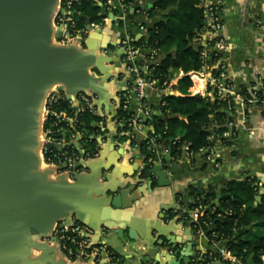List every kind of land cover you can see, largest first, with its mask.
I'll list each match as a JSON object with an SVG mask.
<instances>
[{
  "label": "crops",
  "instance_id": "crops-1",
  "mask_svg": "<svg viewBox=\"0 0 264 264\" xmlns=\"http://www.w3.org/2000/svg\"><path fill=\"white\" fill-rule=\"evenodd\" d=\"M106 1L114 9L113 13L105 12L108 20L85 39L76 41L74 47L79 52L92 53L94 58L86 73L97 79L94 98L97 102L103 101L101 112L105 121L99 125L100 133L96 138L105 137L115 129L122 138L116 139V146L110 138H104L103 145L100 148L98 145L99 158L85 160L75 174L63 182L48 170L50 165L44 160L43 120L38 133L40 147L36 150L39 158L36 164L19 179L0 177V264H62V256L40 248V239L56 218L67 213L75 214L96 228L113 226L101 236L93 234L120 256L122 264H155L158 259L159 264H165L160 248L166 241L172 242L173 251L178 252L174 257L180 259L178 264H185L184 260L193 254L194 248L202 246L201 236L194 234L183 216L189 212L184 205L193 202L196 194L203 196L213 189L218 193L213 204H217L220 190L229 181L250 180L256 190L255 204L264 201V0L221 1L222 35L229 47L223 57L234 89L248 88L249 98L224 103L221 112L226 136H221L225 141L220 139L213 144L218 155L215 159L207 158L201 151L196 155L182 151L175 157L169 145L157 143L155 139L152 165H159L160 171L168 174L162 184L155 173L149 172L148 151L142 148L152 136L154 126L147 123L138 131L139 135H129L110 117L117 112L121 95L129 94L135 82L126 67L121 39L126 36L134 37L136 42L144 39L146 30L162 19L163 12L151 10V0H125L128 5H123L122 0ZM60 6L61 0H58L53 24ZM140 25L144 30H140ZM206 36L202 31L193 45L202 47ZM98 57L120 61V66L102 61L101 70L109 73L105 81L101 80L104 74L96 66ZM145 57V53L138 56L134 63L148 64ZM183 73L174 72L172 86L178 85ZM60 87L62 84H56L52 89ZM209 88L205 81H200L192 89L190 86V93L212 101L213 92ZM257 91L262 95L257 96ZM60 92H64V88ZM168 93L175 92L171 88ZM161 96L154 88L146 90L144 103L152 112L149 121L154 115H160ZM141 104L142 101L131 95L130 111L136 112ZM218 127L211 119L208 128ZM116 196L120 199L119 208L104 204ZM178 198L183 200V215L176 204ZM105 210L108 217L102 220ZM209 243L212 251L207 254V264H231L230 255L219 254L226 248V241ZM251 255L253 253L239 264H247L249 260L254 264Z\"/></svg>",
  "mask_w": 264,
  "mask_h": 264
},
{
  "label": "trees",
  "instance_id": "trees-1",
  "mask_svg": "<svg viewBox=\"0 0 264 264\" xmlns=\"http://www.w3.org/2000/svg\"><path fill=\"white\" fill-rule=\"evenodd\" d=\"M153 8L163 12L162 19L146 30L145 39L134 42L147 48H156L155 62L149 71L142 72L158 82L169 81L174 77V72L187 73L198 70L203 64L201 56L202 47H195L193 40L200 37L205 24L202 0H151ZM101 3V4H100ZM108 3L106 0H74L70 6L78 28H82L87 18L90 22L100 23L105 18ZM114 11V9H112ZM164 55V56H163ZM191 81L188 77H182L178 85L172 86L174 94L166 93L161 96L159 114L154 115L150 123L154 126L157 143L170 146L172 156L178 157L183 150V145H188L191 153L196 155L202 149L213 145L216 140L225 141L222 134L226 127L222 126L224 114L221 112L224 101L216 98L210 101L207 97L191 95ZM211 90V88H209ZM178 92V94H176ZM241 92L249 98V91L243 86ZM257 96L262 92L257 91ZM58 104L53 107L56 111H65L68 116H74V110L68 102L60 98ZM133 111L123 110L121 107L116 112L115 119L128 120ZM55 119L56 117H52ZM211 119L215 120L218 128L210 130ZM105 122L98 115L89 110L77 114V122L73 127L66 124L68 132L65 139L69 140L71 134L80 133L82 149L89 155L98 151L96 136L100 133L99 123ZM48 120L44 125L46 131L49 127ZM120 130H130L127 124L119 126ZM213 136V140L208 139ZM178 138V140H176ZM72 149L78 154L75 147ZM143 150H147L146 144H142ZM70 150V148H66ZM215 190L211 189L203 196L196 194L195 199L189 204V211L197 204L207 205L205 215L194 223L188 219L189 213H185V219L191 224L195 232L199 228L203 232L208 231V236L213 231L215 240L227 242L226 249L242 262L253 253V263L262 264L264 256V201L255 204L256 190L250 180L229 181L220 190V199L213 204L217 197ZM220 215V216H219ZM252 222V223H251ZM111 256L119 260L120 256L107 247ZM229 264V263H228Z\"/></svg>",
  "mask_w": 264,
  "mask_h": 264
},
{
  "label": "water",
  "instance_id": "water-1",
  "mask_svg": "<svg viewBox=\"0 0 264 264\" xmlns=\"http://www.w3.org/2000/svg\"><path fill=\"white\" fill-rule=\"evenodd\" d=\"M57 2L58 0H0V177L6 176L13 180L17 177L19 179L38 161L36 153L40 147L38 133L42 126L45 104L50 93L60 92L64 88L63 93L66 98L73 101L78 93L92 96L95 107L103 117L101 112L102 106H104L103 101L98 100L97 102L94 98V95L97 96L96 87H94V82L97 79L86 73V68L94 62L93 54L77 51L74 47L75 42L71 44L57 42L61 38V31L56 29L55 22L52 23ZM52 42H55L56 45H53ZM102 61L120 66V61L98 57L96 66L100 70ZM101 71L104 74L101 80H107L109 78L108 71ZM56 84H62V87L56 90L52 89ZM115 116L116 113L113 112L110 118L116 121ZM104 129L101 130L104 131ZM116 130L105 137L96 138L99 148L103 145L104 138H110L113 146L117 145L116 139L122 138V136L116 134ZM134 133L139 135L138 131ZM72 145L80 156V160L74 166V171L85 160L94 161L100 156L98 150L95 157L85 158L84 151L79 148L78 142L74 141ZM51 149L61 150L62 147L49 144L47 150ZM147 167L151 174L155 173L159 177L160 184L164 183L162 180L168 174L164 171L161 172L159 165L153 164L152 167L148 165ZM48 170L57 174L56 168L53 166H50ZM57 176L63 182L69 178L65 173L57 174ZM257 199L260 197L258 196ZM119 202V196H116L105 201L104 204L119 208ZM190 203L184 205L186 210H189ZM72 217L87 225L93 233L99 234V236L113 228L109 225L102 229L96 228L75 214L67 213L56 218L49 230L41 236L40 248L61 256L55 245H51L43 239L50 235L58 221L64 219V224H68ZM107 217L105 210L102 220ZM207 235L208 231L200 237L201 248L195 247L193 254L184 260L185 264H207V254L212 251ZM99 236L97 235V237ZM92 240L96 245H103L94 234ZM161 245L160 255L164 258V263L178 264L180 259L175 260L174 258L178 252L173 251V243L166 241ZM219 254H221L220 251ZM101 256L105 257V254L102 253ZM61 258L62 264H68L63 257ZM117 264H122V261L119 259ZM155 264H159V259ZM247 264H252V261L249 260Z\"/></svg>",
  "mask_w": 264,
  "mask_h": 264
},
{
  "label": "built area",
  "instance_id": "built-area-1",
  "mask_svg": "<svg viewBox=\"0 0 264 264\" xmlns=\"http://www.w3.org/2000/svg\"><path fill=\"white\" fill-rule=\"evenodd\" d=\"M73 1L74 0H61L60 10L55 17L56 29H60L61 31V38L57 40V42L61 44H71L85 39V37L94 32L108 20L106 15L100 23L90 22L86 18L87 20L85 19L84 26L78 28L73 16V11L70 9ZM221 1L222 0H202L201 7L205 18L203 32L205 33V36L207 34L204 38V44L201 50L203 64L200 69L183 73L182 76L189 78L192 84L191 89L196 83L205 81L207 86L211 88L213 94L215 93L217 99L224 102H229L230 100L243 101L247 98L241 92L242 87L239 90L234 89L232 79L228 72V65L223 57V54L229 47L222 35L224 24L220 10ZM122 3L123 5H128L129 2L122 0ZM106 9V13H113V8L109 4ZM139 28L140 30H144V26L142 25H140ZM134 42L136 41L132 36H126L120 41L126 67L128 71L132 73L135 82L133 83V87L129 94L123 93L121 95L118 108L121 107L123 110H129L131 95H134L137 99L142 101L139 109L136 112H133V115H131L128 120L119 119L116 121L119 126L127 124L128 127H130V130L124 132L129 135H133L135 131H140L147 124L146 122L149 121L148 118L152 116L151 110L148 109L144 103L146 90L148 88H154L164 95L171 91L172 86V79L169 81L158 82V80L151 78L149 75L142 74V72L147 73L150 66L156 63L155 56L157 55V49L143 47ZM106 53L107 51L104 52V54ZM144 53L146 54L145 59L148 64L136 65L134 63L135 59ZM60 98H63L68 102L70 107L74 110V116L70 117L65 111H56L53 109V107L59 103L58 100ZM84 110H89L93 114L102 117L93 103V97L84 93H78L75 101L71 99L68 100L63 92L50 93L45 104L43 116L44 125L48 120L50 123L45 132L46 135L42 146L44 160L48 165L56 168L57 174L65 173L69 178L72 177V174L75 172L74 166L80 160L79 154H77L71 146H73L72 143L74 141H77L79 148L82 149V145L79 142L82 136L80 133H73L71 134L70 139L66 140L65 133L68 132L66 124L73 127L77 122V114ZM52 117L56 118L53 119ZM141 117H144L145 119ZM102 123L103 122H100L99 125H102ZM225 136L226 133L224 132L222 137ZM208 139L212 141L213 136H209ZM154 140L155 137L151 136L145 141L146 149L148 151L146 163L149 167L152 165L156 153ZM176 140H178V138H176ZM49 144L60 145L62 149H51L48 151L47 146ZM68 147L70 150L66 149ZM82 150L84 151L85 158H93L97 155V153L89 155L84 149ZM183 150L187 154L192 155L188 145L184 144ZM201 152H205L207 158L210 159L218 157L214 150V145L202 149ZM182 201L181 198H178L176 201V204L181 208V211L184 205ZM206 209L207 205L197 203L191 211L188 212V219L192 220L194 223L198 222L199 219L205 215ZM181 213L183 215L184 212L182 211ZM64 222V219L58 221L53 227L50 235L44 238L43 241L55 245L68 264H74L77 262L82 264H117L118 261L111 256L107 247L104 245H96L93 242V231L87 225L77 221L74 217H72L70 223L64 224ZM204 233L205 232L200 228L194 232V234L198 236H203ZM216 236V233L212 231L210 236L207 235V239L212 243H220L215 240ZM102 253L105 254V257L101 256ZM221 255H230L228 261L231 264L240 263V260L235 254L231 253L226 248L221 249Z\"/></svg>",
  "mask_w": 264,
  "mask_h": 264
}]
</instances>
